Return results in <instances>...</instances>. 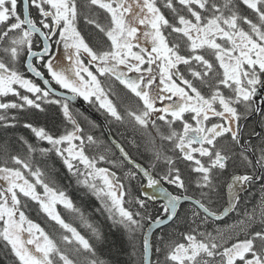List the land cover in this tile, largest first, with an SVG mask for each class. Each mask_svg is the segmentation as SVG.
Listing matches in <instances>:
<instances>
[{"label":"snow or ice","instance_id":"snow-or-ice-1","mask_svg":"<svg viewBox=\"0 0 264 264\" xmlns=\"http://www.w3.org/2000/svg\"><path fill=\"white\" fill-rule=\"evenodd\" d=\"M54 45L63 46L67 63L45 61ZM114 82L135 101L122 97ZM258 90H264V0H0V129L17 127L23 117L35 138L17 137L23 154L13 153L9 140L0 143V255L8 264H107L58 211L62 206L75 214L103 240L50 175L54 155L124 229L134 254L142 236L140 264H264ZM78 98L144 137L148 165L118 141L105 145L86 131L81 118L96 125L73 109ZM51 105L63 117L59 134L28 118ZM249 119L261 130L246 137ZM129 143L139 147L135 139ZM137 177L143 182L134 195L121 180ZM257 182L261 199L229 232L207 230L209 222L237 211L241 194ZM222 188L228 199L220 206ZM148 200L162 201L157 215ZM30 203L59 231L49 233L29 218ZM178 224L187 226L179 235L163 234ZM153 230L162 233L155 261Z\"/></svg>","mask_w":264,"mask_h":264},{"label":"trees","instance_id":"trees-1","mask_svg":"<svg viewBox=\"0 0 264 264\" xmlns=\"http://www.w3.org/2000/svg\"><path fill=\"white\" fill-rule=\"evenodd\" d=\"M82 30L85 31L87 35V29L84 28V25H81ZM20 70L24 72L23 65L20 66ZM31 122L36 124L37 126H43L48 131L59 134L63 131V118L61 113L59 112L57 107H47L46 112L40 113L35 116L28 117ZM23 117L21 120V124H19L15 128H10L5 132V130L0 129V143H3L5 140H9L10 142V150L15 152H20L23 154V150L21 145L17 142V137L23 136L28 139L30 142L35 143V138L33 137L30 130L25 129L22 126ZM100 129V128H98ZM121 132H91L99 141H103L105 145L109 144L110 141L107 138L109 134L116 141L121 143L125 149L129 152L131 157L138 163L147 166L148 165V157L150 154L145 150L144 137H142L139 133H133L132 130L128 126H124L121 129ZM132 139L136 140L137 145L139 147L134 146L129 143ZM47 146V145H44ZM95 150H90L89 154H94ZM118 156L119 154L116 153ZM50 167V175L54 177L55 183L58 187L66 192V194L73 200L78 208H80L81 212L84 213L85 217L96 226L103 235V240L101 242H97L94 237L91 236V233L88 229L82 226L80 219L75 214L69 213L62 206L58 207V211L61 213L63 218L75 226L81 234L85 235L86 238H89L91 242L97 249V253L101 259L105 260L107 264H140V251L142 250V236L138 234L137 247L134 250L129 242V238L124 229L120 226H114L112 221L108 219L107 213L101 207L100 201L96 199V197L92 196L86 189L76 183L74 177L70 176L67 173V170L63 167L61 162L54 155L51 160L48 161ZM112 171H116L118 177L123 176V172L119 169H111ZM127 170V169H125ZM122 183L125 184L127 190H130L134 195H139L140 193V181L135 179L131 182L127 180H121ZM133 183V184H132ZM135 183V184H134ZM137 184V186H136ZM170 191H175L171 190ZM261 191L257 190H249L247 193L242 195L241 203L239 209L234 211V213L223 223H219L218 225H214L215 223L209 222L207 225V230L212 231L214 228L223 224V227H227L229 224H236V222L242 218L241 213L246 208L251 210L254 205L259 202ZM224 202L223 192L221 190V195L219 197V205L222 206ZM161 203H151L147 202L148 209L153 216L158 214V210ZM249 206V207H248ZM239 210H242L239 211ZM26 214L31 218L34 222L39 223L41 227H44L46 231L49 233H53L54 230L56 232L59 231L58 227L54 226V224L37 210L36 205L30 203L29 207L26 209ZM185 224L171 225L168 228H165L163 234H167L170 230H176L177 235L180 232H183L186 229ZM203 230V226L201 228ZM229 230V229H228ZM235 233V232H234ZM159 231L153 235L152 237V260H156L155 247L157 244L156 237L161 235ZM236 234V233H235ZM234 234V235H235ZM163 259V257H161ZM0 264H8L5 257L0 255Z\"/></svg>","mask_w":264,"mask_h":264},{"label":"flooded vegetation","instance_id":"flooded-vegetation-1","mask_svg":"<svg viewBox=\"0 0 264 264\" xmlns=\"http://www.w3.org/2000/svg\"><path fill=\"white\" fill-rule=\"evenodd\" d=\"M33 15H35V13H33ZM142 44H144L145 42L141 41ZM145 46H147L145 44ZM40 50V47H34V51H39ZM22 60H26V57H22ZM47 60H52L56 63H67L66 60H64V49H63V46L62 45H54L53 48L51 49L50 51V55L49 56H46L45 57V61ZM34 63H35V60H34ZM40 67V70L42 72H44L46 74V69H44L42 66L38 65ZM24 68V67H23ZM24 73L26 76H28L29 78H33L35 79L30 73H28L26 71V69L24 68ZM130 76H133L135 74L133 73H129ZM39 82V81H37ZM114 85H115V88L116 90L120 93V95L122 97L124 96H127V97H130L132 101H135V97H131V94L130 93H127V90L123 88L122 85H120L118 82H114ZM258 97L260 99L257 100V103H261V102H264V90H258ZM82 104L88 109V112H86L85 110H82L80 107L78 106H75L72 104V107L73 109H79L81 113H83L84 116H86L88 118L89 121H92L95 123L96 127H91V125H89L88 123H86L83 118H81V123L82 125L84 126L85 130L86 131H90V132H121L124 128V126L126 125H122V124H119L117 122H114V121H111L110 118H107L101 110L98 109V106H94L92 104H89V103H86L85 101H83L82 99L78 98ZM114 100H116L115 97H113ZM125 103H128V99H125L124 101ZM117 103H119V101H117ZM53 107H56L55 105H51ZM47 107H50V106H46ZM62 116V115H61ZM63 118V117H62ZM64 123V122H63ZM159 123V122H158ZM100 128V129H98ZM255 128V130L257 132H259L261 129L255 124V120L254 119H249L247 121V124L244 128V131H245V136L247 137V134L250 133L252 131V129ZM112 137V136H111ZM107 138H108V135H107ZM113 138V137H112ZM114 139V138H113ZM109 140V138H108ZM115 140V139H114ZM110 141V140H109ZM90 150H95L94 148L93 149H90ZM148 159L147 161H149L150 157L147 156ZM102 166L104 167H109L110 169H112V166L111 165H108V164H102ZM137 180L140 181V184L143 182L141 180L140 177H137ZM260 184L261 182H257L256 184L250 186L248 188V190L246 191V193L249 191V190H259L260 189ZM165 187H167L168 189L170 188L171 190H175L172 186H169V185H164ZM170 191V190H169ZM222 192H223V196H224V202H223V205L226 203L227 201V196H226V189H223L222 188ZM147 202H151L153 203L154 201H151V200H148ZM222 205V206H223ZM242 212V210H239ZM234 213V212H233Z\"/></svg>","mask_w":264,"mask_h":264},{"label":"water","instance_id":"water-1","mask_svg":"<svg viewBox=\"0 0 264 264\" xmlns=\"http://www.w3.org/2000/svg\"><path fill=\"white\" fill-rule=\"evenodd\" d=\"M31 74V73H30ZM32 75V74H31ZM74 104L75 105H77V106H79L80 108H82L83 110H85L86 112H88V110L82 105V103L79 101V99H77L75 102H74ZM89 113V112H88ZM108 138H109V140L111 141V140H114L109 134H108ZM118 153V152H117ZM119 154V153H118ZM248 190V189H247ZM143 191H147V192H149V193H153V189H147V188H145V189H143ZM245 193V192H244ZM244 193H242V194H244ZM241 194V195H242ZM226 196H227V199H228V195H227V191H226ZM156 202H161L162 203V201H159V200H156ZM231 214V213H230ZM229 214V215H230ZM229 215L228 216H226V217H224V218H222L221 220L223 221V220H225L226 218H228L229 217ZM220 221V220H219ZM154 231V233H157L158 232V230H153ZM152 237H153V235L152 236H150V242L152 243ZM151 259H152V253H151Z\"/></svg>","mask_w":264,"mask_h":264},{"label":"bare ground","instance_id":"bare-ground-1","mask_svg":"<svg viewBox=\"0 0 264 264\" xmlns=\"http://www.w3.org/2000/svg\"><path fill=\"white\" fill-rule=\"evenodd\" d=\"M138 163V162H137ZM142 165V164H141ZM134 181V180H133ZM133 184V183H132ZM135 184V183H134ZM136 186H137V184H136ZM165 187V186H164ZM140 191H141V188H140ZM143 191V190H142ZM246 193V192H245ZM244 193V194H245ZM244 194H242V195H244ZM242 195H241V197H242ZM153 203H156V201H154ZM249 207V206H248ZM244 211V210H243ZM233 214V212L229 215V217L231 216ZM228 217V218H229ZM228 218H226L225 220H227ZM225 220H220V221H216L215 222V224L214 225H218L219 223H223V222H225ZM226 223V222H225ZM231 226H233V225H231V224H229L228 226H227V228H231ZM219 228H223V224L222 225H220V226H218ZM225 228V227H224ZM234 233V232H233ZM156 234V233H155ZM235 234V233H234Z\"/></svg>","mask_w":264,"mask_h":264},{"label":"rangeland","instance_id":"rangeland-1","mask_svg":"<svg viewBox=\"0 0 264 264\" xmlns=\"http://www.w3.org/2000/svg\"><path fill=\"white\" fill-rule=\"evenodd\" d=\"M24 58V57H23ZM102 166V165H101ZM260 190V189H259ZM259 190H257V191H259ZM261 191V190H260ZM261 195H262V193H260V199H261ZM259 199V200H260ZM59 207V206H58ZM232 225H235V224H232ZM222 231H224L225 233H227V232H229L230 231V229L229 228H227V227H223V228H220ZM229 229V230H228ZM233 235H234V233H232Z\"/></svg>","mask_w":264,"mask_h":264}]
</instances>
